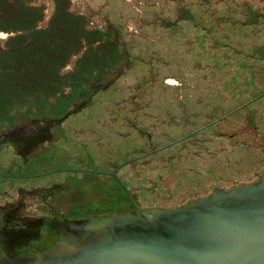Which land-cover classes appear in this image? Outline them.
Masks as SVG:
<instances>
[{
  "label": "rangeland",
  "instance_id": "374dc122",
  "mask_svg": "<svg viewBox=\"0 0 264 264\" xmlns=\"http://www.w3.org/2000/svg\"><path fill=\"white\" fill-rule=\"evenodd\" d=\"M67 1L71 11L90 16L94 24L87 23L88 27L96 24L106 29L112 24L137 59L113 83L97 85L94 78L91 80L93 73L110 78L117 74L119 65L114 63H119L122 55L116 53L113 41L100 45L101 52L90 60L92 68L83 58L77 69L60 68L71 42L64 51L62 45L74 33L72 26H57L46 40L51 52L58 53L57 67L50 70L52 79L48 81L54 83L44 88L35 83L31 97L24 89L25 84L31 89L33 82L25 78L38 73L37 63H48L22 48L29 40H24L28 34L23 32L19 46L11 47L15 48L10 51L15 60L0 58V121H8L0 129V143H7V133L19 135L10 131L22 132L20 127L28 131L25 134L33 131L36 123L32 117L40 116L31 111L50 105L58 113L71 109L72 100L91 93L90 86L95 84L98 94L84 110L64 122L63 132L56 130L54 138L62 153L87 152L88 169L114 171L119 181L110 176L93 177L85 186V195H76L72 187L51 196L46 187L66 174L11 178V174L28 175L38 169L17 168L21 160L15 149L4 147L0 153V204L18 201L15 219L114 214L264 162V0ZM38 2L44 6L40 25H47L53 0ZM21 10L25 11L23 16ZM247 11L257 14L258 19L245 23ZM5 19L12 28L26 25L33 15L18 6L7 8ZM5 32L0 40L10 36ZM30 32L26 46L33 52L44 41L42 35L35 37V31ZM74 35L81 33L78 30ZM54 40H62L56 44L58 49H54ZM75 47L72 44V49ZM35 56L40 55L37 52ZM48 72L40 70L38 75ZM79 79H85V84H76ZM48 89L49 95L44 92ZM53 96L55 101L48 102ZM6 174L11 179L3 178ZM81 203L88 208L71 212L70 206Z\"/></svg>",
  "mask_w": 264,
  "mask_h": 264
},
{
  "label": "water",
  "instance_id": "95a60500",
  "mask_svg": "<svg viewBox=\"0 0 264 264\" xmlns=\"http://www.w3.org/2000/svg\"><path fill=\"white\" fill-rule=\"evenodd\" d=\"M0 264H264V162L114 214L0 217Z\"/></svg>",
  "mask_w": 264,
  "mask_h": 264
},
{
  "label": "flooded vegetation",
  "instance_id": "af4514ba",
  "mask_svg": "<svg viewBox=\"0 0 264 264\" xmlns=\"http://www.w3.org/2000/svg\"><path fill=\"white\" fill-rule=\"evenodd\" d=\"M68 6H69V10H70V2L68 1ZM55 10V5H54V1H53V12L54 13ZM68 10V8H67ZM68 10V11H69ZM255 10V9H254ZM71 11V10H70ZM69 11V12H70ZM183 12L185 13V11L183 10ZM73 13V15H80L82 17L85 18L86 20V24H94L93 21L91 20L90 16L85 14L84 12L80 11V12H73L71 11V14ZM185 15V14H184ZM257 14H250L247 11V16L246 19L244 20L245 23H252L253 21H256V19H258ZM261 16H263V13H261ZM260 16V17H261ZM90 21H89V19ZM188 19H190V16H185ZM256 17V18H255ZM40 25V24H39ZM108 26H105L106 29H103L102 26L100 25H94V26H90L87 27V30H98L102 35L100 39H97L95 41L92 42V47L93 48H97L98 45L100 44H104L109 43V41H113V43L115 44V50L117 49L116 53L119 55H122V57L120 58V60L118 61L119 63L115 62L114 65L115 67L118 66L117 69V74L110 78V77H106V75H102L97 76L94 75V73L91 76V80L93 79V82H97L99 85V83H113L114 81H116L118 79V77L120 75H122L123 71L126 70L129 66V64L132 62V60H136L137 57H135L134 55H132L131 53L128 52L127 47L125 45V41L122 40L120 33L116 30V28H114V26L112 24H107ZM87 32H91V31H87ZM6 33V32H5ZM10 34V33H9ZM113 38H110V35ZM0 35H4V31H0ZM115 37V38H114ZM116 37L121 38V40H119L118 38L116 39ZM7 38V37H6ZM5 40L2 39L0 41ZM110 42V43H111ZM84 43V40L81 39V44ZM121 43L123 44V47L121 45ZM96 44V45H94ZM88 49V45H84L81 46L80 50L78 52H76L75 54H71L69 57H67V59L60 63V68H66V66L70 67V69L74 70L77 69L79 66V61L83 58L86 59L87 63H84L88 68H92V63L93 61H90L92 59H96V56H98L99 52H101L100 50L102 48H99L97 51H95L94 53H91V57L87 58L86 57V51ZM115 53V52H114ZM133 56V57H132ZM122 59V60H121ZM90 61V62H89ZM113 65V66H114ZM75 81V80H74ZM104 81V82H103ZM85 79H79V82H77L76 84H80L84 85L85 83ZM87 90L89 89V86L87 85ZM90 90L91 93L83 96V98L79 99V100H72L74 103L72 105H74V107H72L71 109H64L62 110V112L58 113L55 111H52V105H50L49 107H47L46 109H41V111H31V113L39 115L40 117H38L37 119H35L36 117H32L34 120L31 121H35L36 125L33 129V131H30L29 133L25 134L23 132H28V131H24L25 128L24 127H20V130L22 132H16L14 130L10 131L12 134L17 133L19 135L17 136H10L9 133H7L5 135V138L7 140V143H0V153H2V151L5 149L4 147H10L12 146L13 149H15L16 151V156L20 158L21 162L18 163L17 165H15L17 168H21L22 170L27 169L28 171L30 170L31 166H36L38 169V172H35L33 174H11V178H15V179H20V178H32V179H39V178H43L49 175H54V174H60V173H65V177L63 179H57V180H53L50 185L48 187H46L47 190H50L51 192V196H56V194L58 193H62L65 191H68L70 189H73L72 187H74L76 189V195L83 193L85 195V186L89 185L90 182L92 181L94 178L93 177H98V176H110L113 178V180L115 181H119V179L116 177L114 171H99V170H92V169H88L89 166V161H88V154L87 152L83 153L80 152L79 154H74L73 155H67L66 153H62L61 149L62 148H58V144H57V139H55V136L57 135L56 130H58L59 132H63V126L62 124L64 122H67L68 120H70V118L73 115H76L77 113H79L78 111L80 110H84L87 106L88 103L98 94V92H96V88H95V84H92L90 86ZM101 91V90H100ZM55 95V94H53ZM55 96H53V99H48V102H54ZM51 98V97H50ZM77 102V103H76ZM56 103L53 104V108L55 107ZM71 105V106H72ZM70 106V107H71ZM16 113H19L20 115L23 114L19 111H17ZM35 115V116H36ZM23 116V115H21ZM29 118H31V116H29ZM3 121H0V129L5 128L2 127L3 124L5 123L7 126L8 121L6 119H1ZM14 128V127H13ZM12 138L13 140H11V142L9 141V139ZM4 148V149H3ZM81 150H85V149H81ZM22 152H26V153H22ZM26 170V171H27ZM1 172V171H0ZM1 175H0V179H1ZM10 177H8V174H6V176H3V178L7 179H11ZM77 185H79V187H76ZM74 195V193L71 191L70 192V196L72 197ZM85 197V196H84ZM47 202V201H45ZM19 202L18 201H14V202H5L4 204H0V217L1 218H15V214H16V210L19 209ZM50 206V205H49ZM71 207V212L72 211H76V212H83L84 209L88 208V205L84 206V204H80V205H74L73 207H75L73 209L72 206ZM85 207V208H83ZM17 218V217H16ZM75 217H60L57 218L55 216L50 217V218H44L42 219L43 221H55L56 219L61 221L63 219H72ZM83 217H78L76 219H80Z\"/></svg>",
  "mask_w": 264,
  "mask_h": 264
},
{
  "label": "crops",
  "instance_id": "0c3cea01",
  "mask_svg": "<svg viewBox=\"0 0 264 264\" xmlns=\"http://www.w3.org/2000/svg\"><path fill=\"white\" fill-rule=\"evenodd\" d=\"M14 1V0H13ZM18 2H16L15 6H19V3L21 4V6L24 7L25 5V2L24 1H20V0H17ZM56 2V11L55 13L51 16V18L48 20V25L41 29V30H38L37 32L39 33H34V36L36 37H40L41 35L43 36V44L39 45L38 48L36 47V51H34L35 53H39V55L41 53H44L46 55V57L48 58L47 60V63L48 65H42L40 63H37L36 67H35V70L39 71L40 70H46L48 69L49 72L47 74H41L42 76H39L38 73L37 74H33V77L32 78H25L29 81V79H32V82L31 85H32V88L31 89H27L26 88V82L22 81L23 84H25V92H28L31 93L29 94V96H33L32 92L34 90V86H35V83L37 84V86L39 87H43L48 84V86H50L52 83L54 82H48L50 79L52 78H49L51 76V71L50 70H55L57 65L55 66V62H56V58H57V54L58 53H52L51 52V44L50 43H47L46 40L50 38V33H51V30L55 29V27L59 26V27H62L63 29L66 28V29H69L71 28L72 26V33H76V31H80V25L81 26H84L86 20L84 17H78L80 15H70V13L66 12L65 10H63V3L62 2H59L58 0H55ZM40 5L38 7L42 8L43 10V4L39 3ZM18 9H13V11H17ZM19 13V12H18ZM17 13V14H18ZM39 16V15H38ZM38 17H36L37 19ZM44 32V33H42ZM42 33V34H41ZM31 33H29L27 35V37L24 39L26 40L27 38L29 40H31ZM72 35L69 37V40L67 41V44L66 45H62V51H64L67 47H68V42L70 41L71 42V48H70V51L68 53H66V55H62V57H64L65 59L62 61L64 62L67 57H69L71 54H75L76 52H78L82 46L81 44V37L80 36H83V40L85 41V39L87 40V45H88V49L86 51V57L87 58H90L89 55H92L91 53H94L95 51H97L101 46L100 45H103V44H100L98 45L97 48H93L92 47V42L97 40V39H100L101 38V33L97 30L96 32H87V31H82L81 32V35ZM36 39V38H35ZM23 40V41H24ZM37 40V39H36ZM38 42V41H37ZM54 43L56 42V40L53 41ZM63 44V43H62ZM72 44L73 46H76L75 48L72 49ZM60 62V63H62ZM53 63V66L50 67V64ZM20 69V68H19ZM35 71V72H36ZM53 76V75H52ZM19 86V85H18ZM44 92H47L46 94H50V90H45ZM42 93H43V90H42ZM53 94H55V92H53Z\"/></svg>",
  "mask_w": 264,
  "mask_h": 264
},
{
  "label": "trees",
  "instance_id": "16d2710c",
  "mask_svg": "<svg viewBox=\"0 0 264 264\" xmlns=\"http://www.w3.org/2000/svg\"><path fill=\"white\" fill-rule=\"evenodd\" d=\"M20 1H24L25 2L24 7L27 9V11L32 12L33 20L29 19L27 21L26 25L20 24L17 27H12V28H19V29H12L11 24H9L10 23L9 19H5L6 10H7V8H18V6H15L16 2H18V1L14 0L12 2L11 0H0V31H6L7 33L8 32L11 33L9 37L5 38V40L0 41V58H4V57L8 56V60L10 59L12 61L15 60L13 58V56H15V53L10 52V51L15 50V48H11V47H15V46L18 47L19 46V40H20V38H22V35L25 34L23 32H26V34L31 33L30 31H36L37 32L38 30H40L38 28L43 29L48 25V23H47V25H43V26L39 25L40 22L44 19V6H43V10H42V8L38 7L40 5V4H38L39 3L38 0H20ZM53 1H54V5H55V10H54V13H55L57 5H56L55 0H53ZM58 1L63 3V6H62L63 10L70 13V15H73V13L71 14V11L69 10L67 0H58ZM19 6H21L20 3H19ZM21 7H23V6H21ZM67 8L70 12L67 10ZM21 11H22V16H23L25 11H23V10H21ZM34 15H35V17H34ZM22 16H21V19H22ZM36 17H38V18L36 19ZM78 17H82V16H78ZM38 25H39V27H38ZM86 28L88 29L87 24L85 22L84 26L80 25L81 30L79 32L81 33L82 31H91V32L97 31L95 29L94 30H87ZM27 32H29V33H27ZM60 38H62V37H60ZM61 41L62 40H59V41L56 40V42L54 43L55 44L54 49L59 48V45H56V44L61 43ZM29 44H30V40L24 42V45L22 48H26L28 50V52H30V55L33 57H36L37 59H39V61L44 60L43 62L47 63L48 58L46 57V55L44 53H41L40 56H35L36 53L34 51L31 52L29 47L26 46ZM94 45H96V44H94ZM51 50H53V48H51ZM71 81H73V80L71 79ZM56 107L57 106H55L54 108H56Z\"/></svg>",
  "mask_w": 264,
  "mask_h": 264
}]
</instances>
